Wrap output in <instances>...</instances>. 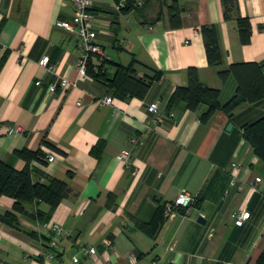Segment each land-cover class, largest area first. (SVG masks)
Wrapping results in <instances>:
<instances>
[{"label":"crops","instance_id":"obj_1","mask_svg":"<svg viewBox=\"0 0 264 264\" xmlns=\"http://www.w3.org/2000/svg\"><path fill=\"white\" fill-rule=\"evenodd\" d=\"M141 1L118 10L114 0H94L100 51L91 59L95 66L103 61L110 76L115 62L133 59L140 75L161 69L144 97L114 94L106 82L88 73L82 77L78 36L55 24L58 18L73 19L71 0H0V123L22 127L0 131V159L22 169L26 160L18 149L40 148L45 155L54 150L53 161L31 162L33 179L45 180L43 173L68 182L49 219L63 227L54 258L38 256L48 249L46 221L38 215L48 203L25 202L22 212L14 209L12 196L0 195V212L15 210L20 224L0 220V264H257L264 250V162L243 125L264 114V97L242 103L232 116L217 109L208 119L199 107L184 102L169 107L168 100L188 83L189 66L198 67L205 84L220 89L221 102L236 92L235 76L222 79L218 71L264 60V0H237L241 14L251 19L247 43L235 17H224L222 0H178L175 23L168 12L171 0ZM204 23L218 27L222 64L208 62ZM44 55H49L46 66L39 63ZM106 95L111 102L100 103ZM153 101L162 114L156 122L149 110ZM125 148L131 150L128 162L120 157ZM233 160L242 164L235 184L230 183ZM182 191L194 202L165 212L159 231L147 233L142 223L156 206ZM243 208L250 215L238 225L232 212ZM107 238L115 249L105 246ZM83 246L97 252L85 253Z\"/></svg>","mask_w":264,"mask_h":264},{"label":"trees","instance_id":"obj_2","mask_svg":"<svg viewBox=\"0 0 264 264\" xmlns=\"http://www.w3.org/2000/svg\"><path fill=\"white\" fill-rule=\"evenodd\" d=\"M222 1L224 17H235L241 41L243 43L249 42L252 34L250 16L241 14L237 0ZM132 6H134V0H128L124 9ZM168 12L174 23L179 21L181 6L178 0L169 2ZM200 29L203 34L208 62L215 65L222 64L224 53L220 44L217 25L204 23ZM91 57L88 62L87 73L98 80L106 82L114 94L121 96L137 95L144 97L153 80L160 78L162 74L161 69L153 68V73L140 75L134 66L136 59H133L129 64L115 62L116 71L110 76L103 68V61L95 66ZM263 70L264 60L261 62H235L227 68L220 69L218 73L222 79H226L229 74H233L237 80L236 92L226 102H221L220 89L205 84L200 79L198 67L189 66L186 68L188 83L179 85L174 89L168 100V106L173 107L178 102H184L188 108L196 109L200 103H206L210 106V109L202 115L203 119H208L217 109H223L229 116H232L234 109L242 103L264 97ZM243 127L245 138L264 162V114L251 122L244 123ZM17 153L26 160V166L22 169H18L0 159V195L12 196L15 199L14 209L22 212H26L25 202L34 199L47 202L48 209H39L38 215L43 220L48 221L59 202L66 195L68 182L66 179L46 176L43 173L40 176H44L45 180L43 178L33 179L35 169L31 166V162L34 159L46 162L42 149L31 150L23 147L18 149ZM186 207L178 206L177 210H185ZM15 210L0 212V220L14 226H20L18 213ZM165 212L166 201H163L156 206L152 218L142 223L144 230L150 235H155L165 221ZM30 232L36 233L35 231ZM257 264H264V250L260 253Z\"/></svg>","mask_w":264,"mask_h":264},{"label":"built area","instance_id":"obj_3","mask_svg":"<svg viewBox=\"0 0 264 264\" xmlns=\"http://www.w3.org/2000/svg\"><path fill=\"white\" fill-rule=\"evenodd\" d=\"M74 4V16L73 19H62L58 18L55 21V24L59 27L66 29L71 33H75L79 38V57L76 62L77 67L79 68L82 77L87 75V66L89 59L92 54L100 51V46L95 41V22L96 17L92 11V5L94 0H71ZM115 6L118 10H123L127 5L128 0H114ZM142 4L141 0H134V5ZM49 61V55H44L39 63L43 66H46ZM37 83L41 82V79L36 81ZM67 84V82H66ZM73 84H76L74 82ZM56 83H51L49 85L50 89H55ZM112 100L111 95H106L99 99L100 103H109ZM149 110L153 113L154 122L162 118V114L158 109L157 102L153 101L149 104ZM22 129L21 125H11L0 123V131H20ZM131 150L125 148L121 151L120 157L127 160L129 159ZM56 157V151L51 150L48 154L45 155L46 161H53ZM129 165V163H127ZM242 164L238 160H233L231 163V179L230 183L235 184L239 179V170L241 169ZM261 176L257 175L255 180H261ZM194 197L188 191L180 192L173 200L166 201V213L171 214L177 210L178 206H189L192 204ZM250 215L248 209H236L232 212L234 221L238 225H242ZM43 236L46 239L48 249L45 252H40L39 257L44 256L46 258H54L57 251L60 249V235L63 230V227L57 221H46L43 226ZM105 246L115 249V245L112 238H107L105 240ZM83 251L85 253H95L97 248L95 246L86 247L83 246ZM36 255V256H37ZM78 257L74 256V260H77ZM150 264H169L162 263L158 260H153ZM174 264V263H172Z\"/></svg>","mask_w":264,"mask_h":264},{"label":"water","instance_id":"obj_4","mask_svg":"<svg viewBox=\"0 0 264 264\" xmlns=\"http://www.w3.org/2000/svg\"><path fill=\"white\" fill-rule=\"evenodd\" d=\"M201 110V114H204L206 112L209 111L210 109V106L206 103H200L199 106H198ZM233 122L230 121L227 125V128H230L232 126ZM198 220L201 221V222H204L205 221V217L202 215V214H199L198 215Z\"/></svg>","mask_w":264,"mask_h":264}]
</instances>
